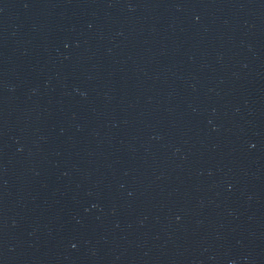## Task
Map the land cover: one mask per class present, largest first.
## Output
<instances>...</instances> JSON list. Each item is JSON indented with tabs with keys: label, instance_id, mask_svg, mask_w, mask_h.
<instances>
[{
	"label": "water",
	"instance_id": "obj_1",
	"mask_svg": "<svg viewBox=\"0 0 264 264\" xmlns=\"http://www.w3.org/2000/svg\"><path fill=\"white\" fill-rule=\"evenodd\" d=\"M0 264H264V0H0Z\"/></svg>",
	"mask_w": 264,
	"mask_h": 264
}]
</instances>
